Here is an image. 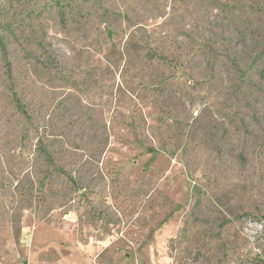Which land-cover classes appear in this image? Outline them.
I'll return each instance as SVG.
<instances>
[{"label": "rangeland", "instance_id": "374dc122", "mask_svg": "<svg viewBox=\"0 0 264 264\" xmlns=\"http://www.w3.org/2000/svg\"><path fill=\"white\" fill-rule=\"evenodd\" d=\"M0 37V264H264V0H0Z\"/></svg>", "mask_w": 264, "mask_h": 264}, {"label": "trees", "instance_id": "16d2710c", "mask_svg": "<svg viewBox=\"0 0 264 264\" xmlns=\"http://www.w3.org/2000/svg\"><path fill=\"white\" fill-rule=\"evenodd\" d=\"M0 42H1V44H4L3 43V40H2V38L0 37ZM5 47V46H4ZM4 52H5V49H4Z\"/></svg>", "mask_w": 264, "mask_h": 264}]
</instances>
